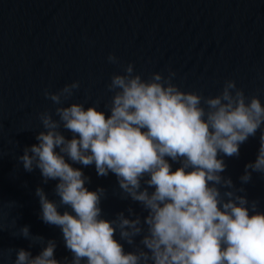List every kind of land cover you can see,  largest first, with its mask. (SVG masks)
Instances as JSON below:
<instances>
[{"label":"clouds","instance_id":"9594fccd","mask_svg":"<svg viewBox=\"0 0 264 264\" xmlns=\"http://www.w3.org/2000/svg\"><path fill=\"white\" fill-rule=\"evenodd\" d=\"M107 61L120 64L113 53ZM175 77L168 68L144 78L134 64L124 65L106 85V94H112L107 112L97 106L99 100L65 105L79 81L44 90L55 112L39 113L38 143L17 159L26 172L38 169L43 184L56 182L58 201L41 186L35 196L40 218L61 230L71 260L56 259V241L33 235L25 225L13 235L43 246L35 256L24 248L8 249L9 257L15 251L13 264H264V211L244 187L253 173L264 174V103L258 95L246 96L232 79L218 94L205 96L183 89ZM258 131L257 157L245 165L237 187L223 175L222 157H238L240 146ZM173 163L179 165L175 170ZM77 164L94 165L101 177L113 174L119 198L138 203L147 214L141 217L129 206L128 216L120 211L105 218L106 189L90 190L91 178ZM2 217L0 201V231Z\"/></svg>","mask_w":264,"mask_h":264},{"label":"water","instance_id":"95a60500","mask_svg":"<svg viewBox=\"0 0 264 264\" xmlns=\"http://www.w3.org/2000/svg\"><path fill=\"white\" fill-rule=\"evenodd\" d=\"M110 53L119 65L108 63ZM128 63L144 78L171 68L175 83L205 96L218 94L232 79L246 96L258 95L264 103V0H0V264H13L10 248H24L33 256L41 251L43 245L13 235L25 225L33 235L56 241V259L71 260L61 230L40 218L35 196L41 186L49 199L58 201L56 182L43 184L39 170L26 172L17 157L38 143L39 113L55 112L45 89L56 91L79 81L80 89L65 105L99 100L97 106L107 112L112 94H106V85ZM260 134L240 146L238 157H222L227 165L223 175L237 187L245 165L257 157ZM178 166L173 163V170ZM74 167L91 178L90 190L106 189L105 218L114 219L120 211L128 216L129 206L141 217L147 214L138 203L119 198L113 174L98 176L94 165ZM244 187L248 199L258 200V210L264 211V174L253 173ZM9 201L16 206L9 208ZM116 235L119 239L118 231Z\"/></svg>","mask_w":264,"mask_h":264}]
</instances>
